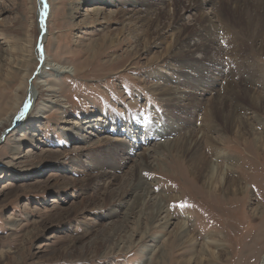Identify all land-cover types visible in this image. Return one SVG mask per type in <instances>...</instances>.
Listing matches in <instances>:
<instances>
[{
    "label": "rangeland",
    "instance_id": "rangeland-1",
    "mask_svg": "<svg viewBox=\"0 0 264 264\" xmlns=\"http://www.w3.org/2000/svg\"><path fill=\"white\" fill-rule=\"evenodd\" d=\"M164 1L166 8L160 18L170 26H166L161 44L145 52L143 38L154 34L153 27H142L150 31L144 32L146 37L141 41L136 40L140 28L134 26L132 32L123 16L128 8H136L127 0L115 1V6L114 2L99 0H48V34L42 45L39 0H0V118L11 119L6 127H0V264H138L144 258L149 260L145 264H260L264 255V149L255 137L260 135L264 140V107L256 106L248 96L241 97L237 111L252 122L256 135L230 132L220 141L206 105L208 99L218 95L215 91L197 85L196 89L204 90L196 91V100L190 102L185 96L179 105L158 95L150 85L160 76L184 79L169 69V62L174 63L169 57L175 56L171 41L175 43L178 33L173 28V16L181 28L188 30L200 14L209 18L207 23L219 48L212 56L228 67L251 63L264 73V52L254 55L250 46L241 44L246 51L238 47L231 35L237 30L226 31L224 21L216 15L219 0L213 5L198 0L202 9L197 12L184 8L186 0ZM26 42V49L34 54L32 64L21 60L20 48ZM163 53H167L164 59L153 62ZM45 54L52 63L68 66L70 71L56 74L46 70L44 75H37ZM194 56L203 60L200 52ZM26 68L31 73L28 90L23 87L18 97L16 91ZM169 84L174 85V81ZM260 89L263 94L248 87V91L264 96V89ZM29 91L35 92V100L25 106L30 112H19L18 121H13ZM216 116L221 123V114ZM93 122L97 128L86 129ZM187 129L202 138L204 130H212L210 139L220 141L221 169L232 164L226 176L244 186L242 194L219 189L211 192L197 179L199 171L195 175L191 159L173 149L160 148L155 155L151 153L150 166L140 176L151 183L155 195L165 196L163 203L171 221L168 226L139 223L133 194L142 192L143 187H134L122 198L102 195L105 188L115 195L122 191L121 181L131 173L136 154L147 149L143 147L147 146L144 140L148 135L155 132L168 145L185 135ZM81 135L88 141H82ZM137 137L145 144L133 151L134 155L128 145ZM160 138L158 142L163 141ZM17 140L22 141L18 149ZM212 145L205 140L202 146L209 158L216 150ZM101 166L109 174L113 171L115 177L102 179V186L95 192L91 180L100 175ZM116 166V171L111 170ZM188 217L199 246L194 242L192 246L181 244L175 235L176 224ZM117 224L128 225V232H122V236L135 227L147 236L135 233L130 249L121 248L117 242L109 246L104 238ZM210 235L222 245L213 247L205 258L200 246ZM147 247L153 251L149 253Z\"/></svg>",
    "mask_w": 264,
    "mask_h": 264
},
{
    "label": "bare ground",
    "instance_id": "bare-ground-1",
    "mask_svg": "<svg viewBox=\"0 0 264 264\" xmlns=\"http://www.w3.org/2000/svg\"><path fill=\"white\" fill-rule=\"evenodd\" d=\"M99 1H102L103 3H108V4L114 2V4H113L114 6H115V1H117V2L118 1H120V2L125 1L126 2V0H99ZM127 1H129L131 4H134L136 7L133 9H132V7H130V9L128 8L127 11L123 14V16H125L124 19H126L127 25L129 26V29H131V31L136 29V28H134V26L140 28L139 29L140 35L137 34L139 36H136V40L141 41V39L145 36V35L143 36L144 32L150 31V29L146 30V29H143L142 27H145L149 24L151 27H153L151 29L154 30V34L150 38L149 37H147L146 39L143 38V40L147 43L146 44L147 46L145 47L144 51L148 52L150 49L155 47L159 42L161 44V41L163 40L164 35L166 33L165 29L167 28L166 26L168 24L164 23V21L161 20V18H160V13L164 10V8H166V6L164 7L165 1L164 0H155V1L154 0L153 1H151V0H127ZM172 1L174 2V0H171V2ZM208 1L210 2V4L212 3V5L216 3L214 0H208ZM47 2H48V0H47ZM184 2H187L186 6H184V8L189 12L194 11V10H195V12H197L196 10L200 9V6H202L200 4V2H198V0H186ZM39 3H40V1H39ZM48 4H49V2H48ZM217 5H218V7L217 6L216 7H217L218 11H217L216 15H219L222 18V20L224 21V29L226 31H229L230 29H236L237 30V32H231V35L236 40L238 47L239 48L242 47V50L246 51V49L241 44L248 45L251 47V53H253L254 55H257L259 51L264 52V0H219ZM122 8H124V6ZM96 10L99 11L98 9H96ZM39 11H41V7H40ZM182 11H184V10L182 9ZM41 12L38 15L39 20H40L41 15H42ZM48 16H50V11L48 13ZM195 16H197V15H195ZM163 18H164V16H163ZM165 19H166V17H165ZM208 19L209 18H207L206 16H203L200 14V16H198L196 19H194L195 20L194 23L191 22L192 27L188 30V28L187 29L181 28L180 23L178 22V18H175L173 16V22H172L173 28H176L178 33L176 35V39L174 38L175 43L171 41V45L174 44L173 54H175V56L172 55L169 57L171 59H174V63L169 62V69H170V71L174 72V74L177 76L183 75L184 79L182 78L183 81H181V79H177L176 76H175V79H172L170 77V75L167 73V75H169V77L168 76L158 77L156 83H152L150 85V87L153 88L155 90V92L158 93V95H163V98L167 99L168 101H170L174 104L180 105L181 104L180 100L182 98L184 99L185 96L187 99H189L190 102L195 101L196 98H194V97H195L196 91L203 89V88L196 89V86L197 85H204V88L206 89V91H215L216 94H218L216 97H214L210 100L208 99V101H206V102H208L206 105L209 106V107H207L209 109V116L212 117L213 121L215 120L214 123L216 125V128H214V132L218 131L220 141L224 140V137L225 138L229 137V136H227V134L228 133L230 134V132L236 133L238 136H243L244 134H249V135L255 134L256 135V133L253 131V127L251 126L252 122H250L247 117L242 116L241 113H238L237 108L239 105H241V103L239 101H240V98L243 96L250 97L251 102L253 101V103L256 106L264 107V96L262 95L263 90L260 89V88L264 89V84H263L264 78L262 76V74H264V73L261 71V69H260L261 67H258L256 64L251 65V63H248V64L242 63L239 66H233V65L231 66V64H230V66L228 67L227 64H224L222 61L213 57L212 53L213 52L218 53L219 48L216 47L217 41H216V38L214 37L213 33L211 32L210 25L207 23ZM39 26H40V30H41V24H39ZM128 26H127V28H128ZM168 26H170V25H168ZM47 34H48V30L45 34L41 35V37H40L41 43L46 42ZM108 36H106V37H108ZM114 40H115V38H114ZM5 41H6V39H5ZM26 44H27V42L24 43L22 45V47L20 48L21 55H22L21 60L24 61L25 63L27 62V63L32 64V62L34 60V54L33 53L30 54L31 50L26 49V47H25ZM254 46L256 47V49L254 48ZM167 47L169 49H171L170 45H168ZM164 48H166V47H164ZM239 48H238V50H240ZM16 50H19V49H16ZM197 52H200L202 54L203 60H198L197 58H194L195 57L194 54ZM167 53H163L162 56L158 55V56L154 57L155 60L153 59L154 60L153 62L156 63V61L158 62V60L164 59L167 56ZM237 53H238V51H237ZM160 54H161V51H160ZM36 55L39 57H42L41 55H39L38 52L36 53ZM260 56H261V54H260ZM252 69H254L255 71H252ZM38 70L39 71H38L37 75L38 74L44 75L46 70H51V71L55 72L56 74L67 73L68 71H70L68 66H65V65H62L59 63H52V61H50L49 56L47 54H45V59L43 61V64L39 67ZM22 75H23V81L18 86L17 91H16L18 93V97H19V93H20L19 91H21V89H23V87L28 90L29 78L31 76L30 70H28L26 68L25 72ZM172 81H174V85L169 84V83H172ZM161 83H163L164 85H161ZM248 87H253L254 91H259L262 94L255 93V92L252 93V92L248 91ZM186 89H188V90H186ZM47 90L48 91H54L55 89L48 88ZM34 93H35L34 91H31L29 94L30 96L28 98L26 96L25 100L24 101L22 100V102L18 106L19 108L17 110V115L13 117V121H18L19 112H23V113H29L30 112V108L29 107L25 108V106L29 105V103H31L35 100L34 96H32V95H34ZM233 107L236 108L235 111H233ZM13 111H15V110H13ZM13 111H12V113H13ZM216 113L221 114V117H222L221 123H220L218 117L216 116ZM14 114H15V112H14ZM7 121L8 120H6V119L4 121V118L3 119L0 118V127L2 128L3 126L7 125L6 124ZM135 121L141 122V120L138 118H135ZM85 123H88V122H85ZM142 123L143 122H141V124ZM97 126L98 125L94 124V122H93V123L88 124L86 126V129L87 128L94 129V128H97ZM135 126L137 127V125H135ZM154 131H156V130H154ZM210 132H212L211 129L210 130L209 129L204 130L203 133H204L205 137L202 138L198 135V133H195V131L187 129V131L185 132V135H182L181 137H177L176 139L175 138L172 139L171 142H169V144H168L169 146L166 145L167 141L160 138L163 136L157 137L156 135H154L156 133L153 132L151 135L147 136L148 137L147 140H144L146 142L147 146L143 147V148H147V149H144L139 154H136V155H138L137 157L139 159L137 158L134 161V164L132 165V168H131V173H128L129 176H126L123 179L124 181H121V186H122L121 190L122 191H119L115 195L113 193L111 194L112 191L110 192V190L108 188H105V192H103L102 195L106 196V197H110V198L111 197L112 198H122V197L128 196L129 192L132 191V189H134V187L135 188L136 187H140V188L143 187L142 192L140 191V193H134L133 194V196L137 199L136 200L137 202H135L137 204V205H135V208L139 209L138 210L139 217H140L139 223H141L142 221L146 222L147 224L156 223L157 225L160 224V226H162L163 228L168 226V224H170L171 221H170L168 215H166V209H165L166 206L163 203L165 200V196L161 193H158L155 195V193L152 190L151 183L146 181L143 178V176H140L142 174L141 171L148 169L146 167L150 166V162L148 160L152 156L151 153L153 155H155L160 150V148L161 149H173L174 152H176L178 155H181L183 157L186 156L187 158L191 159L192 160V162H191L192 163V169H193L195 175H196L197 171H199V174L197 173L198 178L196 176H195V178L200 179L201 182L203 183V185L206 186L209 190H211V192L217 191V189H219L223 193L242 194L245 191L244 186L241 184L238 185V183H236V181L234 182L233 180H230L226 176L227 175L226 170H227V168H232V164H227V166H225V170L221 169V165L219 162H220V159L222 160L223 154L220 150L218 151L219 147L217 146V145H220V143H219L220 141L218 142L216 139H210V137L208 135ZM170 134H173V133H170ZM152 136H154V137L152 138ZM158 138H160L161 141L162 140L163 141L158 142ZM81 139L84 142L88 141V137L86 138V136L81 135ZM255 139L258 140L257 142H258L259 147L264 149V140L261 139L260 135H257L255 137ZM140 140L141 139H138V137H137L135 142L132 141L128 145L129 151L132 152L134 155H135V152H133V151H136V150H139L142 148L141 146H142V143L144 141H140ZM205 140H208V143H210V144H214L212 146L216 149V150H214L215 153H213L212 158L211 157L209 158L204 153V151L202 150V146H203ZM211 140H215V142H213ZM127 142H129V141L127 140ZM18 146H22L21 140H17L15 148L18 149ZM31 150L32 149H28L27 151H31ZM114 152H115V150H114ZM122 154H123V152H122ZM117 155H119V154H117ZM106 161H108V160H106ZM159 161H161V160H159ZM185 161H186V159H185ZM125 163H126V161H125ZM120 166H122V165H120ZM101 167L103 168V170L100 173V175L98 174V177H95V179L91 180V182L94 181L92 184H95V187H94L95 192H97V190L102 186V182H101L102 179H105V178L107 179L109 177H111V178L115 177L112 175L113 171H112V174H109L108 172L104 171L106 169V168L104 169L105 166L104 167L101 166ZM116 167L115 168L110 167V168H111V170L116 171L118 169V167L117 168ZM121 180H122V178H121ZM143 180H144V182H142ZM8 184H11V183H8ZM6 193L7 192H3L4 196H7ZM235 196H238V195H235ZM134 201H135V199H134ZM138 205L141 207H138ZM161 220L163 222H161ZM189 221H190V218L188 217L187 220L185 219V220L177 223L174 228H175V235H177L179 237L178 241L180 240L181 244H184V245L186 244V245L192 246L193 242L195 244L198 242V239H197V237H195L193 235V231H192V228L189 224ZM143 222H142V224H143ZM126 226H128V225L127 224H121V225L117 224L116 226L112 227L110 229V231H108L106 233L107 234L106 237L105 238L103 237V238L109 246L110 245L113 246L115 244V242H117L118 244H116V245L120 246L121 248L130 249L131 246L134 244L133 238L135 236V233L137 235L141 234L142 237L147 236L146 232L140 231L141 229L136 230V227L133 229V232L131 231L130 233L125 234V236H122L121 235L122 232H125V233L128 232L126 229ZM119 232H120V236H118ZM173 232H174V230H173ZM119 239H120V241H119ZM220 243L221 242H218V240L216 238L211 237V235L206 237V239L204 240V242H202V244L200 246L201 254L205 258H207V255H209L210 252L212 251V249H214L213 247H215V248L221 247L222 244H220ZM178 244H177V246H179ZM196 245L199 246V243H197ZM75 246H77V245H75ZM194 247H197V246H194ZM194 247H193V249H194ZM147 250H149V253H150L153 251V248L150 247ZM194 251H196V249ZM144 253L146 255L148 254V252L145 250H144ZM198 253L199 252H197V254ZM216 253H217V251H216ZM213 254H215V253H213ZM146 255H145V257H146ZM200 256L198 255V257H200ZM215 256L218 257L217 255H215ZM147 257H148V255H147ZM190 259H192V258H190ZM147 260H148V258H144L138 264H145V262ZM148 261H147V263H149ZM260 264H264V255L262 257Z\"/></svg>",
    "mask_w": 264,
    "mask_h": 264
},
{
    "label": "water",
    "instance_id": "water-1",
    "mask_svg": "<svg viewBox=\"0 0 264 264\" xmlns=\"http://www.w3.org/2000/svg\"><path fill=\"white\" fill-rule=\"evenodd\" d=\"M40 1V7H41V18H40V24H41V35L45 34L47 32V17H48V13H49V4L47 2V0H39ZM41 43V40H40ZM43 43H41L40 45H42Z\"/></svg>",
    "mask_w": 264,
    "mask_h": 264
}]
</instances>
